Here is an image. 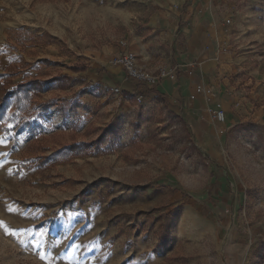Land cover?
I'll use <instances>...</instances> for the list:
<instances>
[{"label":"rangeland","instance_id":"1","mask_svg":"<svg viewBox=\"0 0 264 264\" xmlns=\"http://www.w3.org/2000/svg\"><path fill=\"white\" fill-rule=\"evenodd\" d=\"M187 1L0 0V76L70 77L0 124V264H264V0H199L245 93L224 124L103 75L109 47ZM72 141L92 148L39 165Z\"/></svg>","mask_w":264,"mask_h":264},{"label":"crops","instance_id":"2","mask_svg":"<svg viewBox=\"0 0 264 264\" xmlns=\"http://www.w3.org/2000/svg\"><path fill=\"white\" fill-rule=\"evenodd\" d=\"M173 6L176 10L163 11L166 7L158 6L146 21L148 35L132 39L128 49L135 54L138 64L153 75H158L162 65L173 71L175 79L160 80L150 90L157 91L182 110L193 128L209 130L211 117L207 116V122L202 123L206 119L204 110L221 105L227 119L232 104L246 100L245 93L241 83L234 79L236 66L227 55L220 54L225 40L216 31L211 12L213 2L199 4V0H190L180 10L178 4ZM123 52L118 45L108 48L103 75L121 83L127 91L132 81L126 80L121 67L109 64ZM198 86L210 90L211 94H200L192 100Z\"/></svg>","mask_w":264,"mask_h":264},{"label":"trees","instance_id":"3","mask_svg":"<svg viewBox=\"0 0 264 264\" xmlns=\"http://www.w3.org/2000/svg\"><path fill=\"white\" fill-rule=\"evenodd\" d=\"M189 1L190 0L186 2V6L189 5ZM8 69L12 70L13 66H9ZM71 70L74 73H81L87 70V66L84 64H77L73 66ZM69 80L70 77L68 75H58L52 78L51 81H47L45 78L39 76L32 77L26 75L21 82L12 85V78L0 76V124L4 123V121L16 124L29 123L38 116L41 107H43L44 110L46 108V105L42 102L46 87L50 83L55 82L62 89H66ZM136 83V95L154 96L159 101H168L166 97L159 94L157 91L142 88V84ZM91 148L92 145L89 143L72 141L59 150H55L50 156L44 155L42 158H39L38 163L43 167L49 162L55 163L60 157L66 159L75 158L83 153H89ZM213 195L212 193L210 194L211 197H213ZM167 241L168 240L162 236L161 242Z\"/></svg>","mask_w":264,"mask_h":264},{"label":"built area","instance_id":"4","mask_svg":"<svg viewBox=\"0 0 264 264\" xmlns=\"http://www.w3.org/2000/svg\"><path fill=\"white\" fill-rule=\"evenodd\" d=\"M120 46L124 49V52L110 60L109 64L114 67H121L126 74L127 81H135L151 89L157 85L158 81L160 80L176 78V74L168 67L163 65L158 68V75L151 74L148 70H146V68L138 64L135 54L128 49V41L122 40L120 42ZM116 93L120 94V90L117 89ZM200 94L210 95L211 91H205L203 86H198L195 90V95L192 96L191 99L194 100L196 96ZM122 99L123 98L120 97V103ZM137 99L140 101L143 99V96H137ZM208 113L213 121L219 124H224L227 122L226 112L221 105L210 107L208 109Z\"/></svg>","mask_w":264,"mask_h":264},{"label":"snow or ice","instance_id":"5","mask_svg":"<svg viewBox=\"0 0 264 264\" xmlns=\"http://www.w3.org/2000/svg\"><path fill=\"white\" fill-rule=\"evenodd\" d=\"M0 223H2V222H0ZM37 243H39V241H37ZM41 259H44V256L43 255L41 256Z\"/></svg>","mask_w":264,"mask_h":264}]
</instances>
